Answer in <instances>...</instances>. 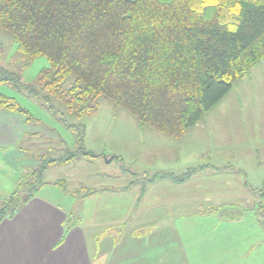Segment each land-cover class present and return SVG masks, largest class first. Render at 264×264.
<instances>
[{
    "label": "trees",
    "instance_id": "obj_1",
    "mask_svg": "<svg viewBox=\"0 0 264 264\" xmlns=\"http://www.w3.org/2000/svg\"><path fill=\"white\" fill-rule=\"evenodd\" d=\"M0 29L12 33L24 67L41 55L50 62L38 75L41 88L4 68L0 82L37 98H45V89L74 115L93 113L101 98L109 99L176 140L264 58V0H0ZM70 76L76 81L63 89ZM0 109L23 115L26 123L32 119L4 94ZM64 122L81 143L82 127ZM78 156H39L12 195L0 201V223L48 183V166ZM199 169L145 175L129 186L183 182ZM98 191H87L83 199Z\"/></svg>",
    "mask_w": 264,
    "mask_h": 264
},
{
    "label": "crops",
    "instance_id": "obj_2",
    "mask_svg": "<svg viewBox=\"0 0 264 264\" xmlns=\"http://www.w3.org/2000/svg\"><path fill=\"white\" fill-rule=\"evenodd\" d=\"M23 117L0 109V201L20 166L37 165L20 146ZM214 168L105 188L75 212L37 193L0 223V264H264V194L239 169Z\"/></svg>",
    "mask_w": 264,
    "mask_h": 264
},
{
    "label": "rangeland",
    "instance_id": "obj_3",
    "mask_svg": "<svg viewBox=\"0 0 264 264\" xmlns=\"http://www.w3.org/2000/svg\"><path fill=\"white\" fill-rule=\"evenodd\" d=\"M47 67L50 62L44 55L24 67L12 33L0 29V68L18 72L23 84L41 88L37 78ZM75 81V76L68 77L63 89ZM41 92L45 98L0 82V94L15 98L31 114L32 119L27 121L29 132L20 141L27 156H31L26 158L38 164L43 154L60 158L78 153L74 161L48 166L44 174L48 183L38 192L73 212L91 189H122L145 175H182L192 168L213 170L227 165L239 169L248 188L256 195L264 194V58L179 141L142 124L109 99L101 98L93 113L74 115L63 100L45 89ZM64 119L82 127L81 143ZM80 148L91 154L80 157ZM16 165L17 162L11 168L16 169ZM29 170L20 166V175Z\"/></svg>",
    "mask_w": 264,
    "mask_h": 264
}]
</instances>
